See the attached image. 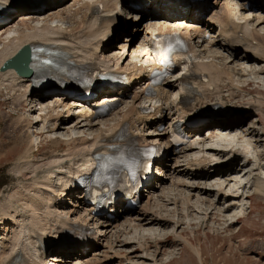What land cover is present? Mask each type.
Instances as JSON below:
<instances>
[{
	"label": "bare ground",
	"instance_id": "obj_1",
	"mask_svg": "<svg viewBox=\"0 0 264 264\" xmlns=\"http://www.w3.org/2000/svg\"><path fill=\"white\" fill-rule=\"evenodd\" d=\"M36 1L0 0V8H10L4 23L0 24V82L12 93L20 89L25 106L35 108L31 114L38 112L36 120L30 122L37 131L35 136L45 135L55 149L64 145L67 149L57 150L47 159L43 156L47 160L43 169L34 164L30 152L13 167L18 181L13 182L16 190H5L0 199V264H89L98 260L94 255L102 247L109 249L110 245L118 247L120 243V247H129L132 241L146 237L163 238L169 234L168 221L153 218L149 211L151 206L169 203L167 198L178 188L184 193V212L196 209L205 222L212 210L214 217L224 220V226L246 216L251 194L264 198V160L260 161L262 151L256 146L263 141V125L253 122L245 127L243 121L236 119L210 121L200 128H188L186 132L191 141L179 152L170 141V130L176 122L193 115L196 119L202 118L197 114L210 108L205 105L211 98L223 101L219 88L223 78L233 86H244L249 85L246 78L253 77L264 91V0H214L210 4L209 0H145L152 3L148 10L130 8L125 0H69L50 12L49 0H39L46 4L44 7H39ZM209 9L215 12L205 18ZM18 15L22 17L20 21L12 23ZM125 21V38L110 51L113 43L122 38L123 33L117 27ZM142 21V27L135 26L134 32H130L131 22L141 24ZM185 22L190 23L186 34L193 44L192 50L178 58V67L157 88V96L147 98L150 69L132 63L133 54L128 50L121 55L122 50L136 38L144 39L143 32L149 27L169 29ZM193 27L196 29L192 32ZM215 32L216 38H205ZM26 46L60 54L54 60L35 55L31 66L43 72L54 70L53 67L65 69L66 62L109 69L113 63L108 55L117 52L113 60L115 70L130 73L132 85L117 92L100 91L94 102L77 101V95H67L62 90L46 95L38 90L33 78L20 76L13 68L1 71L2 65ZM44 60L50 66H44ZM118 98L124 104L118 111L110 118H96L97 106ZM19 101L17 105H22ZM262 101L249 100L240 110L261 111ZM148 104L155 108L149 115L142 113ZM221 108L229 112L228 108ZM24 123L29 124L24 120L18 125ZM162 124L166 129L159 132L157 127ZM205 127L206 135H202ZM124 128L130 131V138L139 147L159 144L168 148L169 153L165 161L156 163L158 171L146 190L149 198L145 205L136 210L126 208L125 202H118L113 206L118 209L117 217L96 216L87 203V195L75 187V181L79 176L90 174L96 157L104 152L116 149L114 156L122 155L132 165L135 149L124 148L123 142L115 141ZM31 144V147L35 144L33 138ZM172 154L176 156L169 158ZM118 159L109 160L111 170L120 164ZM239 159L242 165L237 167ZM23 173L29 178L24 179ZM167 179L172 183L169 188L165 186ZM157 180L160 181L155 184ZM76 193V203L67 204V197ZM123 216L128 218L119 222ZM179 226L178 220L171 227L178 242L186 243L203 260L202 252L182 235L175 234ZM90 238L97 241L91 259L81 252ZM121 238L124 240L117 241ZM56 244L61 249L53 250L51 254L55 252V255L49 256L47 247ZM74 253L78 258L75 263L69 262ZM146 253L140 258L154 261Z\"/></svg>",
	"mask_w": 264,
	"mask_h": 264
},
{
	"label": "rangeland",
	"instance_id": "obj_2",
	"mask_svg": "<svg viewBox=\"0 0 264 264\" xmlns=\"http://www.w3.org/2000/svg\"><path fill=\"white\" fill-rule=\"evenodd\" d=\"M62 1L59 0L51 4L49 3L47 5L49 8L48 12L54 11L56 7H58L59 5H63L64 3H68L69 0ZM212 1L214 0H209L208 4L212 3ZM217 9L220 10V7H218ZM214 12V9H209L208 12H206V14L204 15L205 18L210 17ZM21 18L22 17L20 15L16 16L13 19L12 23H17L18 21H20ZM126 21L122 22V25H125ZM144 21H142L141 24L131 22V24L129 25L130 32L134 30L135 26L142 27ZM128 22L130 23V20H128ZM20 29L23 30V27H20ZM215 33H211V38H216L217 33ZM125 35L126 33L123 32L122 38L116 40L113 43L110 48V51L116 49L120 41L125 38ZM137 41L138 38H136L132 42V45L130 46V52L133 51L134 45L135 43H137ZM246 79H248L249 85L242 84L244 86H241V84H239L238 86H233L226 78H223L222 83L219 87L220 91H222L221 97L223 98V103L219 101L218 98L214 97L210 99V102L207 105H205L206 107H210L208 108V110L217 105H223L221 107L228 108L229 112H221L220 114L223 115H219V120L217 121L236 119L239 121H243L245 127L249 126L250 123L253 122L256 123L258 126H264V91L262 90L263 87L261 83L255 82L253 80V77H247ZM237 87L238 90L236 89ZM19 91L21 90L19 89ZM19 91H15L12 93L10 89H7L6 84L1 85L0 82V199L5 190H16L15 183L17 180L15 178V174L13 173V167L17 163H19L21 159H24L29 152L30 154L32 153L31 155L33 157L32 159L34 164L37 167H40V169H43L44 166H46L47 164V160L44 161V159L42 158L43 156L47 159L50 158L55 151L60 149V151H63V148L67 149L66 145L59 149H55V145L50 142V139H48V137H46L45 135L40 136V134H38L37 137L35 136L37 131L32 128L30 122L36 120L35 117L37 116L38 112L35 113V115L33 116V109L35 108H32L31 105L28 104H26L25 106V103H23L22 101L23 93ZM19 100L22 101V105H17L20 104ZM249 100H263L262 110L258 112L240 110L241 106L244 107ZM31 112H33V114H31ZM24 120H27L29 124L26 125L24 123V125H18L19 121L20 123H23ZM145 130L146 129H143V132H145ZM206 131L207 130L205 127V129L202 131V135H206ZM262 132H264V129L262 130ZM32 138L35 140V144L33 145V147H31ZM261 139L263 140L262 142H257V145L253 143V145L255 144L258 148L260 146L263 148L264 133ZM185 146H187V144ZM258 148V151H262V155L260 156V161H262L264 160V150L262 148ZM175 156L172 154L169 158ZM241 159H239L236 163L237 167H240L242 165V161H240ZM180 161H183V159ZM181 163L183 164V162ZM22 175L24 179L29 178V175L27 174L23 173ZM176 177L177 176H173L174 179H176ZM162 180L166 179L162 178ZM159 181L160 180L155 181V184H157ZM171 184V181L167 179L165 186L169 188L171 187ZM176 185H174V187ZM148 195V193H144L140 205L135 208L136 210H139L142 205L146 204L149 198ZM77 196L78 194H73V197H67L66 203L68 204L70 202H74L75 204L77 201ZM184 200L185 197L183 190L181 191V188H178V190L175 191L173 195L171 194L169 198H167V201L169 203L161 202L159 203V205L156 204V206H151L150 208L151 210L149 211V213L151 216H153V218L159 217L160 220L164 218L169 222H167L168 227L166 226L167 230L169 231L168 235L163 236V238L155 239L154 237H146L145 239H141L139 241H132L133 244L129 247H120L121 243L118 245V247L116 245H110L112 248L109 249L111 250L102 247L97 251L99 256L97 253V255H94L96 258L98 257V260L91 263L154 264L155 261L156 264H264L263 197L258 194H251L249 196V204L247 205L248 211L246 216L244 215V217H240L239 221L234 222L232 225L227 224L225 226V222H223L224 220H220L218 216L214 217L213 214L215 213L212 210H209V214L205 222H203L202 220L203 215L199 214L196 209H190V211L185 209L187 213L184 212ZM174 203L177 204L175 208L173 205ZM67 206L72 208L70 204ZM211 211L212 213L210 214ZM117 214L119 215V213ZM185 216H188L189 218L186 219ZM124 218H126V216H123L120 220L118 219V221L123 222ZM178 220L180 226L175 230V234L182 235L185 241L189 240V242H191L196 249L202 252L203 260L200 261L199 257L194 254L192 250H189V248H187V246L185 245L186 243L178 242V239L175 237L174 231L171 228L174 222H177ZM200 222L203 223L200 224ZM221 224H223V229H221L220 227ZM152 226L155 225H150L149 227ZM124 239L121 238L117 241H123ZM92 243V249L87 248L85 252H82L86 256L89 255L87 257L89 259L93 257V251L97 249V241L93 240ZM138 243L142 244V246H137ZM57 249L60 250L56 246H50L48 248V251L50 252L49 256L55 255V252L52 254L51 252ZM145 251L147 252L146 254H148V258L154 257V261L140 258L141 256H143V253H145ZM75 253L72 255V258L68 260L69 262L75 263L74 261L78 258V254ZM1 256L2 254L0 250V260Z\"/></svg>",
	"mask_w": 264,
	"mask_h": 264
},
{
	"label": "water",
	"instance_id": "obj_3",
	"mask_svg": "<svg viewBox=\"0 0 264 264\" xmlns=\"http://www.w3.org/2000/svg\"><path fill=\"white\" fill-rule=\"evenodd\" d=\"M29 51L28 48L21 50L15 57L5 62L1 67V71L4 72L8 69H15L20 76L31 77L33 72L29 65Z\"/></svg>",
	"mask_w": 264,
	"mask_h": 264
}]
</instances>
